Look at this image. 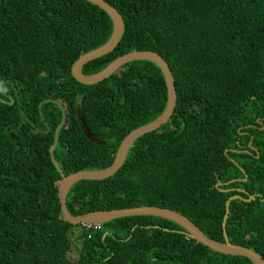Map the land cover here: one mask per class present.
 <instances>
[{"label": "trees", "instance_id": "obj_1", "mask_svg": "<svg viewBox=\"0 0 264 264\" xmlns=\"http://www.w3.org/2000/svg\"><path fill=\"white\" fill-rule=\"evenodd\" d=\"M105 1L123 18L124 36L83 74L151 51L168 63L177 101L169 121L139 138L114 176L69 190L70 213L165 208L225 243L230 200L228 241L264 259V0ZM112 32L110 16L85 0H0V98L10 89L15 99L0 100V264H254L211 250L164 218L117 219L91 238L93 229L64 220L50 156L62 111L43 105L51 131L42 133L39 103L52 99L66 110L54 152L66 176L109 168L124 138L166 108L164 75L149 61L93 86L74 79V63ZM76 103L105 146L83 135Z\"/></svg>", "mask_w": 264, "mask_h": 264}, {"label": "water", "instance_id": "obj_2", "mask_svg": "<svg viewBox=\"0 0 264 264\" xmlns=\"http://www.w3.org/2000/svg\"><path fill=\"white\" fill-rule=\"evenodd\" d=\"M85 1L93 5H96L110 16L113 23V32L109 41L106 44H104L103 46L92 52L83 55L78 59L77 62L74 63V65L72 66V75L74 79L82 85L93 86L111 77L119 68L123 67L124 65H127L134 61H149L156 64L164 75L165 82L167 85V91H168V100H167L166 108L160 117H158L152 123L132 131L128 136L124 138L118 149L115 160L109 168L99 171H81L68 176L64 174L63 170L61 169L59 163L57 162L54 156V152L59 143V133L66 124V118H67L66 110L61 105L60 102L51 99L43 100L39 104V113L46 125V130L43 131L38 128L37 130L45 134H48L51 128L49 127L48 123L45 121V118L43 116V105L46 103H54L57 104L60 110L62 111V121L55 130L54 143L50 148V156L54 166L61 175L58 198L61 204L62 216L64 220L73 226H77L79 224L103 226L114 220L126 218V217L153 216V217L164 218L175 222L176 224L184 228L187 231V233L197 242L201 243L202 245L210 248L211 250L217 253L231 255V256H241L251 260L254 264H264V259L260 254L242 246L232 245L228 241L226 235V222L230 213V209H229L230 200L227 202V211L223 220L225 243L217 242L215 240L210 239L189 218L175 211H171L165 208L142 206V207H134L129 209H120V210L97 211V212H92L78 216H73L70 213L67 206V194L69 190L76 183L83 180L102 181L114 176L123 167L133 144L139 138L143 137L146 134L154 132L155 130L165 125L169 121L175 110L176 101H177L175 80L173 78L168 63L157 53L151 51H135L125 54L122 57L116 59L108 67H106L104 70L98 73L91 75L83 74V69L88 63L112 53L121 43L125 32V25L123 18L112 5L107 3L105 0H85ZM3 83L4 81H0V87H2ZM15 93L17 99L19 100L17 90ZM14 102L15 99H11L10 102H5V103L12 105ZM20 107H21L20 108L21 114L23 115V117H25L21 103H20ZM76 117L81 132L90 142L101 146H105L107 144L105 140L96 137L87 127L84 119L83 110L81 109L80 104H76Z\"/></svg>", "mask_w": 264, "mask_h": 264}, {"label": "built area", "instance_id": "obj_3", "mask_svg": "<svg viewBox=\"0 0 264 264\" xmlns=\"http://www.w3.org/2000/svg\"><path fill=\"white\" fill-rule=\"evenodd\" d=\"M84 226L87 229H93V232L89 233V238H91L94 233H97L98 231L102 230V225H85L84 224Z\"/></svg>", "mask_w": 264, "mask_h": 264}, {"label": "flooded vegetation", "instance_id": "obj_4", "mask_svg": "<svg viewBox=\"0 0 264 264\" xmlns=\"http://www.w3.org/2000/svg\"><path fill=\"white\" fill-rule=\"evenodd\" d=\"M8 83H10L9 81H7ZM5 96H6V98L7 99H1L0 98V100H2V101H5V102H10L11 101V99H14V97L12 96V94H11V91H10V89H7L6 91H4V93H3ZM50 100V99H49ZM52 100V99H51ZM42 102V101H41ZM40 102V103H41ZM39 103V104H40ZM76 104H78V103H76ZM57 105V104H56ZM75 108H76V106H75ZM50 127V126H49ZM39 129V128H38ZM42 130V129H41ZM44 131V130H43ZM51 131V130H50Z\"/></svg>", "mask_w": 264, "mask_h": 264}, {"label": "rangeland", "instance_id": "obj_5", "mask_svg": "<svg viewBox=\"0 0 264 264\" xmlns=\"http://www.w3.org/2000/svg\"><path fill=\"white\" fill-rule=\"evenodd\" d=\"M77 230H78V228H77V226L75 227ZM76 244V242H73V246Z\"/></svg>", "mask_w": 264, "mask_h": 264}, {"label": "clouds", "instance_id": "obj_6", "mask_svg": "<svg viewBox=\"0 0 264 264\" xmlns=\"http://www.w3.org/2000/svg\"><path fill=\"white\" fill-rule=\"evenodd\" d=\"M3 81V80H2Z\"/></svg>", "mask_w": 264, "mask_h": 264}]
</instances>
